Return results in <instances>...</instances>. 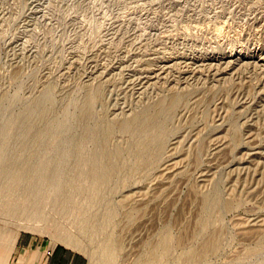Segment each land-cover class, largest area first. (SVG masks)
Wrapping results in <instances>:
<instances>
[{"label":"rangeland","instance_id":"rangeland-1","mask_svg":"<svg viewBox=\"0 0 264 264\" xmlns=\"http://www.w3.org/2000/svg\"><path fill=\"white\" fill-rule=\"evenodd\" d=\"M185 91L157 170L133 169L128 134L116 127L109 135L107 146L123 151L117 165L132 169L129 188L112 198L125 194L136 205L130 217L122 210L131 203L116 215L122 246L113 264H140L165 224L183 235L182 247L197 245L190 234L203 194L234 208L222 212L218 251L191 264H264V244L250 251L264 240V0H0V153L37 172L56 179L94 161L101 136L85 139L100 124L153 113L163 96ZM72 176L66 181L80 187ZM49 208L61 231L79 237V212L60 217ZM49 217L33 220L47 228L31 231L0 213V264H15L21 236L70 247L90 264L100 238L85 251L68 246L53 236ZM182 247L164 263L175 264Z\"/></svg>","mask_w":264,"mask_h":264},{"label":"bare ground","instance_id":"bare-ground-1","mask_svg":"<svg viewBox=\"0 0 264 264\" xmlns=\"http://www.w3.org/2000/svg\"><path fill=\"white\" fill-rule=\"evenodd\" d=\"M231 55L232 54H230V56ZM189 92L190 91H185L182 92V94L179 92H171L163 96V99H160L154 107L153 113L147 114L145 112L140 118L135 114L130 118L122 119L117 122L114 121L115 123L109 121L100 124V126H98L100 128L97 127L95 129L94 135L91 136L92 138L85 139H90L95 142L97 135L101 136L100 141L103 143V146H101L98 151H95L94 156H92L94 161L88 163L82 160L75 168L67 170L64 173H57L56 179L54 173L37 172L38 166L36 164L37 167L29 162L19 163L18 156L11 157L8 153H0V175H3V178L0 179V213L7 219H18L19 217L20 219H24L25 221H23V223L17 225L18 228L40 231L47 227L45 225L35 226L32 221H35L36 218V220L40 218L39 220L42 222L44 219L48 218V213H46L45 210V207L48 205L50 207L48 210L52 209V212H57L59 215L56 214L60 217L68 216L70 213L66 214V212L69 210L79 212L78 215L75 213L77 218L73 217L74 221L77 219L74 223L78 222L76 226L80 228V230L76 231H78V233L81 231V234L79 233L80 235L77 234L79 237H76L74 232L72 233L75 236L72 233L71 235L69 232L66 233L61 231L57 219L49 217L50 220L54 219V224L51 225V228H54L51 229L53 230V236L58 241L68 246L84 251L88 248L92 249L90 246L92 242H94V239L97 242V238H100L98 239V246L92 245L93 248H98L97 250L92 249L96 252H91L93 255L91 256L92 260L89 255V259L91 260L90 264L115 263L117 254L122 246L120 245L121 241L113 233L116 215L120 208H124L127 203H131L130 206L132 208L127 204L129 209L128 207L127 209H121L125 212V216L130 217L131 212L135 210L133 207L136 205L134 202H130L131 200L127 202L129 196L125 194L121 196L118 202H116L117 200L114 201V198H112L114 193H119L118 191L121 187L129 188L126 184L129 181V176L132 174V169L130 171L124 169L125 167L122 163L118 165L124 168L117 165L116 162H118L117 160L123 155V151L120 150L118 146L113 148V150L111 147L107 146L109 135L116 127L119 132L128 134L130 137L128 138L130 139V145L128 144L129 146H127V149L129 148L128 153L131 150V154H129L133 156L135 162L133 164L136 165L133 169L139 166L138 168L143 167L157 170L159 168L161 156L168 146L169 137L176 132L175 126H173L175 128L171 126V129H168V121L172 117L173 108L183 102L185 103ZM79 112H83L87 115L88 109L86 107H81ZM69 176H72V178L76 176L81 186L75 188L73 183L67 182L66 180L69 179ZM74 180L76 181L75 178L73 181ZM66 186L67 188L69 186L70 189H74L70 191L72 195H69V191L66 192ZM27 188H32L33 190L30 189L27 191ZM126 188L124 190H127ZM133 190L134 189H130L129 191ZM121 191H123V189ZM73 195L75 198L76 195H84L85 199L75 200ZM80 198L84 197L80 196ZM200 205L201 209H199L198 212L201 210V214L199 218L196 217L198 220L196 219L197 224L195 223V226L197 225V227L194 226L197 228V232L194 234L191 232L192 234H190L194 235V238L190 237L191 240L196 239V241L199 242L197 245L195 241L194 245L182 247L183 239L181 237L183 235L173 237L169 228L165 226L166 224H162L163 228L161 229V227H159L160 231L155 229L158 233L154 230L155 233H157L153 234V236L157 235V237L155 236L156 239H154V243L152 241V244L146 245L147 249L143 245L146 249V251L143 249L145 254L143 253L144 251H142L140 254H144L143 257H139V261L136 262H140V264H163L169 258L174 246L177 248L182 247V251L178 254V257L176 255V260L174 259L175 264L202 262L208 255L216 253L219 249L223 234L222 212L231 211L234 205L229 199L221 200L218 194L213 196L203 194ZM72 216L75 215L73 214ZM50 220L46 221L48 222ZM73 225V227H75V224ZM63 229L67 231V229ZM2 233L4 234L1 228L0 235ZM87 233H90V236H88L89 234L87 235ZM82 234L88 236L89 240L87 239V241H90L89 246L85 241L82 242L83 240L80 239V237L82 239L84 237ZM151 240H153V238H151ZM151 240L149 239L148 242ZM261 241L255 248L250 249V251L260 249L264 244V240ZM88 251L90 252V250Z\"/></svg>","mask_w":264,"mask_h":264},{"label":"crops","instance_id":"crops-1","mask_svg":"<svg viewBox=\"0 0 264 264\" xmlns=\"http://www.w3.org/2000/svg\"><path fill=\"white\" fill-rule=\"evenodd\" d=\"M14 260L15 264H87L86 257L70 247L22 236L18 239Z\"/></svg>","mask_w":264,"mask_h":264}]
</instances>
